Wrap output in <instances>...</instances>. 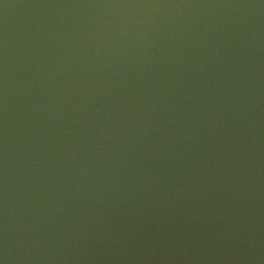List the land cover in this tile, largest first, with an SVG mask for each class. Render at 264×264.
I'll list each match as a JSON object with an SVG mask.
<instances>
[{
	"label": "water",
	"instance_id": "95a60500",
	"mask_svg": "<svg viewBox=\"0 0 264 264\" xmlns=\"http://www.w3.org/2000/svg\"><path fill=\"white\" fill-rule=\"evenodd\" d=\"M0 264H264V0H0Z\"/></svg>",
	"mask_w": 264,
	"mask_h": 264
}]
</instances>
